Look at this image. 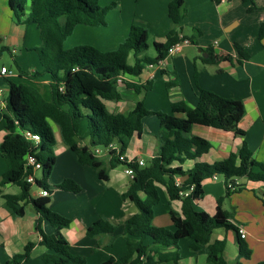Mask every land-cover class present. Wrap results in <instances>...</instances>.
I'll list each match as a JSON object with an SVG mask.
<instances>
[{
    "label": "trees",
    "instance_id": "1",
    "mask_svg": "<svg viewBox=\"0 0 264 264\" xmlns=\"http://www.w3.org/2000/svg\"><path fill=\"white\" fill-rule=\"evenodd\" d=\"M248 12L256 11L251 0ZM12 14L21 21L28 7L24 23H33L39 33L40 45L34 48L40 70L21 74L34 82L49 78L50 100L46 101L32 84H13L6 100L5 113H0L4 121L6 135L0 144V156L7 164V170L0 181L1 187L15 185L20 189L17 195H5L7 206L13 216L20 217L23 209L31 205L38 216L34 229L41 238V244L47 249L41 257L45 264H85L81 257L72 256L62 234L69 220L52 212L48 208L50 195L54 190L78 193L80 187L72 180L65 179L58 184H50V176L55 164V140L50 124L58 127L62 142L73 152L79 164L90 168L101 181H108V172L124 165L118 157L124 155L133 136L142 134V119L150 114L159 120L156 135L157 151L144 166L131 165L133 178L124 193L122 201L135 206L137 212L123 222V236L126 253L123 257L109 259L102 264H178V242L184 238H194L208 244L206 264H227L223 258L226 241L216 240L210 243L214 230L235 228L230 224V215L221 209L222 198L217 200L216 212L209 215L197 211L194 202L202 198V182L214 176L223 179L228 198L245 189L237 184V179L245 178L264 185V165L256 162L245 140L236 153L213 164L195 163L186 172L173 167L186 159H196L207 153L210 144L198 137L182 139L194 124L217 130L232 132L236 136L245 134L238 128V122L244 114V106L238 100L223 98L213 92L200 90L196 107L185 118L175 114L186 113L183 103H173L170 113H153L145 109L142 101H136L132 110L125 113H108L104 101H119L121 96L118 85L132 91L137 97L144 89L142 85L118 82L122 76L138 77L144 66L155 65L165 59L168 49L178 43L179 22L182 18L183 0H172L168 5V17L171 27L164 43H153L154 57L143 55L148 48L147 31L131 25L128 36L110 52H99L88 46H76L63 49L66 39L76 26L102 27L105 18L114 7H100L98 0H8ZM264 36V27L259 30V38ZM185 39V38H183ZM237 61L242 63L248 54L236 46ZM208 53V52H207ZM133 55V64L128 65L129 55ZM231 56H212L203 59L206 63L230 61ZM169 86V84H168ZM147 90V88H145ZM82 123L85 130L80 133ZM28 131L39 135V142L27 139L23 133ZM116 146L108 152L105 163L94 154L96 148L106 149ZM32 154L41 164L40 178L36 186L48 192L47 197H32L31 185L25 177L31 171L25 165V156ZM185 178L177 182V178ZM157 186L164 188L168 201H180V213L169 211L175 228L170 232L165 228L153 226L154 217L151 205L159 203ZM142 195V196H141ZM264 207V198L261 200ZM46 222L52 233L46 235L41 223ZM116 226L104 219L92 223L86 230L88 238H100L113 233ZM150 239V244L145 240ZM32 244H27L23 254L13 256L12 262L27 259ZM173 250V251H171ZM251 251L245 242L238 239V257L249 259ZM257 264H264L261 261Z\"/></svg>",
    "mask_w": 264,
    "mask_h": 264
},
{
    "label": "crops",
    "instance_id": "2",
    "mask_svg": "<svg viewBox=\"0 0 264 264\" xmlns=\"http://www.w3.org/2000/svg\"><path fill=\"white\" fill-rule=\"evenodd\" d=\"M134 1L135 5L141 2L142 10L139 14L143 16L140 20H144L139 22L151 29L159 27L158 36L163 38L161 43H164L166 32L170 29L168 5L172 0ZM109 2L114 4L111 12L112 18L118 16L115 14L117 2L120 12L122 9L129 12L131 6L133 7V0H109ZM251 2L257 8L256 11L248 12L247 9L251 3H242L241 0H183L178 34L190 43L182 46L170 56H166L163 67L157 64L151 67L146 65L138 77H121L122 81L142 85L144 88L137 97L130 91L133 96L129 94L128 98L134 103L132 107L124 102V92L120 89L121 98L117 102L114 101L117 104H113L111 109H106V106L113 101L103 102L108 113H116L117 110L118 113L128 112L139 100L152 112L170 113L171 105L181 102L185 106L186 113H178L174 116L185 118L186 114L196 107L200 90H207L223 98L240 101L244 106V114L238 122V128L244 132L245 136L242 138L232 132L199 124L192 125L188 133L182 134V139L201 138L210 144V149L199 158L186 159L182 164L173 165L183 172L191 169L195 163L213 164L226 159L231 153L238 151L243 140L246 141L253 159L264 165V36L259 38L260 27H264V0H251ZM28 10L26 7L25 14L20 21L12 14L8 0H0V68H6L8 72L0 76V113H5L10 83L32 84L46 101H49L51 97L49 78L44 77L30 82L20 76L19 70L21 74L40 70V63L34 51V48L40 45L38 30L35 24L23 22ZM148 11L153 15V20L145 19ZM102 27L108 28L106 25ZM130 27V20L120 18L117 21L119 31L108 34L106 30L102 38L86 42L93 44L100 51L109 52L128 36ZM75 28L80 29V33L85 36L93 33V29L100 27L83 29L82 25H78ZM119 34L122 39H119ZM236 46L248 54L246 61L242 63L237 61ZM207 52L212 56L228 55L232 59L206 63L203 59L208 57ZM204 54L206 57L203 56ZM8 63L11 66L7 65ZM119 85L126 93L129 92L123 87V82ZM156 92L157 99L163 101L162 106L148 103L152 98L151 95ZM151 119L144 120L141 136L135 135L129 141L124 153L126 158L142 159L148 162L157 151L156 135L159 120L157 117L156 120ZM52 125L54 124L50 125L51 128ZM4 126V121L0 118V144L6 135ZM84 130L85 123H82L80 133ZM54 140L55 164L50 176V184H58L69 179L80 187L78 193L54 190L48 204L52 212L69 220V225L62 230L69 253L72 256L83 258L85 264H102L109 259L117 260L123 257L126 253L123 222L136 212L130 208V202L122 201L121 194L126 191L131 181L119 185L120 189L116 193H112L113 190H106L104 183L107 185L110 183L109 176L108 181H101L90 168L79 164L75 154L62 142L57 126H55ZM102 153L105 157L101 159L107 163L108 154L104 150ZM6 170V161L0 156V181ZM36 177L40 178L37 173ZM219 178L215 176L202 182V198L194 202L197 211L211 216L215 214L217 200L222 198L225 192L224 182H219ZM184 179L182 177L176 180L179 182ZM255 184L259 186H253ZM159 187L161 192L158 190ZM244 187L242 191L232 194L233 196L242 193L249 194L245 198L242 206L243 214L239 216V219L229 218L235 230L224 228L227 230L224 235L218 232L222 228L214 230L210 243L227 239L236 247L235 256L232 259L233 264H257L264 261V207L262 199L260 200V194L264 196V185L260 182L246 180ZM32 188H35L32 194L38 191L36 186L31 187V190ZM1 191L3 195L0 196V264H14L13 256L23 254L27 244H32L29 256L27 259H20L17 264H45L41 261V257L47 253V249L41 244V238L34 229L38 216L32 206H25L22 216L15 217L7 206L4 196L17 195L20 189L10 184L1 187ZM157 191L160 200L158 204L151 205L154 214L152 224L157 228H165L174 232L175 228L169 211L174 210L180 213L181 202L168 201L164 188L161 186H157ZM112 195L119 197L121 203ZM258 202L261 204L263 216L259 214ZM100 219L115 225V231L100 238H88L87 228ZM40 227L44 234L52 233V228L46 222H42ZM239 228L245 233L244 239L239 237ZM229 232H233L234 236ZM238 239L245 242L250 249L249 259L238 257ZM150 242V239L145 240V244H150ZM207 248L208 244L200 243L194 238L181 239L178 242V253L180 254L178 264H206ZM223 258L229 264L227 253H223Z\"/></svg>",
    "mask_w": 264,
    "mask_h": 264
},
{
    "label": "rangeland",
    "instance_id": "3",
    "mask_svg": "<svg viewBox=\"0 0 264 264\" xmlns=\"http://www.w3.org/2000/svg\"><path fill=\"white\" fill-rule=\"evenodd\" d=\"M117 3L115 4L117 6L115 8L116 9V11H115L116 13L115 14H116V16L117 15L118 16L112 18V15H111L112 13L111 12L113 11L112 10L114 8L113 7L109 11L110 14L107 15L106 18H105L106 26L108 27L107 29H105V27H100L99 29H93L94 30L93 33H88L87 35L84 36V35H82L80 33V31H79L80 29H76L75 28V30H73L72 35L70 37H68L67 40L64 42L63 49L64 50L71 49V48L76 47V46H88V47H92V48L98 50L93 44H91L89 42H86V41H94L96 38H102L103 36H105L106 30H107V33L108 34H114V33H116L117 31H119L117 29V21L120 20V18H124V19L130 20L131 25L140 26V27L144 28L147 31V33H148V40H147V46H148V48H147V50L145 52H143V55L144 56H147V57H152L153 55H155V51H154V48H153V43H156V42L161 43L162 40H163V38H159L160 36H158L159 33H160L159 32V29H158L159 27H156L154 29H151L149 26H145V27H147V29H146L143 26V23L142 22H139L141 20H144V19H141L140 20V17H143V16H141L139 14L141 12V10H142L141 9V2H139V3H137L135 5V1L133 0V7L131 6V10L129 12L126 9H122L121 12H120ZM112 4H113V2H109V0H98V5L100 7H110ZM145 19L146 20H153V15H151L149 13V11H148L146 13ZM170 27H171V23H170ZM85 28H87V27H84L83 26V29H85ZM86 30H88V29H86ZM119 39H122V36L120 37V34H119ZM123 41L124 40H121L120 43H122ZM116 47L113 48V50H115ZM113 50H111V51H113ZM98 51L105 53V51H100V50H98ZM133 62H134L133 55L130 54L129 57H128L127 63H128V65H132ZM7 65H10L11 66L10 63H8ZM118 88L120 89V91H123L124 92L123 93L124 102L127 104V106L132 107L134 105V103L132 102L131 99L128 98V96H129V94L131 96H133V93H131L130 91L128 93H126V91L123 90L122 86H120V85H118ZM151 96H152V98L150 99V101H148V103H151V104H154V105H157V106H162L163 101L157 99L158 98L157 92L156 93H153V95H151ZM109 104H111V105H109ZM113 104H117V103H115L114 101L108 103L109 106L107 105L106 106V109H111ZM145 109L148 110L149 112H152L151 109H148L146 107H145ZM106 111H108V110H106ZM117 111H116V113H118ZM153 113H156V112H153ZM150 116L145 117V118L142 119V125L144 123V120H146V119L152 118L153 120H156L155 119L156 117H153L152 114H150ZM51 130H52V133H53V137L55 138V126L54 125H52ZM101 151H103V150L101 149ZM99 156H100V158H104L105 157V156L103 157V153L101 155H99ZM86 170H89V169H86ZM125 171H126V169H125V166L124 165H119L115 169H113L111 171L109 170L108 176L110 178V183L108 185L104 183V188L106 190H113L112 193H116L120 189L119 185H122V184H125V183H129L131 181V178L126 174ZM40 175H41L40 172H37V176L40 177ZM222 181H223V179L222 178H219V182H222ZM237 184L244 185V184H246V180L245 179H237ZM253 186H259V185H256L255 184ZM158 190H159V192H161V188L160 187L158 188ZM34 191H35V188H32L31 192H34ZM162 194L164 195L163 192H162ZM162 194H161V196H162ZM248 195L249 194H247V193H242V194H239V195H235V196L232 195L231 197L225 198L224 197V194H223L222 202H221V209L223 211H225L226 213H228L230 215V217L235 218V219H239V216L241 214H243L242 206H243V203L245 201L246 196H248ZM262 195L260 194V200L264 198V196H262ZM112 196H113V198L115 200H118V202L121 203V200H120L119 197L117 198L114 195H112ZM258 204L259 205H257V206H258L259 214H260V216H263V210L261 208V204L259 202H258ZM84 205H86L85 202H84ZM129 206H130V208L132 210H134L135 212H137V209L135 208V206L133 204H131V205L129 204ZM226 231L227 230H225L224 228H222L218 232L221 233L222 235H224ZM229 234L232 235V236H234V233L233 232H229ZM224 252L227 253L229 264H233V260L232 259L235 256V252H236L235 244H232L229 240L226 239V247H225V251Z\"/></svg>",
    "mask_w": 264,
    "mask_h": 264
},
{
    "label": "built area",
    "instance_id": "4",
    "mask_svg": "<svg viewBox=\"0 0 264 264\" xmlns=\"http://www.w3.org/2000/svg\"><path fill=\"white\" fill-rule=\"evenodd\" d=\"M222 1H229V0H222ZM181 38V37H180ZM190 42L187 40V39H183V38H181V40L178 42V43H176V44H174L173 46H171L169 49H168V51H167V55L166 56H170L171 54H173L174 52H176V51H178L182 46H184V45H187V44H189ZM157 65H160V66H164V59L163 60H161V61H159L158 63H157ZM149 66L151 67V66H153V65H151V64H149ZM8 72H7V70H6V68H0V76H4V75H6ZM117 81L118 82H121L122 81V78L121 77H119L118 79H117ZM23 135L27 138V139H29V140H31V141H33V142H35V143H38L39 142V140H40V138H39V135H37V134H32V133H30V132H28V131H25L24 133H23ZM101 149L102 148H96L95 150H94V154L95 155H97V156H99V155H101L102 154V152L103 151H101ZM113 149H115V147L114 146H112V145H110L108 148H106V149H102V150H104L105 152H106V154H108V152L110 151V150H113ZM104 154V153H103ZM100 157V156H99ZM118 159H119V161L120 162H122V163H124L125 164V169H126V174L132 179L133 178V170L131 169V165H133V164H137L138 166H144V161L142 160V159H137V160H133V159H128V158H126L124 155H121V156H119L118 157ZM25 165H26V167L31 171V173H29L26 177H25V181H26V183H28L29 185H31V187H35L36 186V173L37 172H40L41 171V164L36 160V158H35V156L34 155H32V154H27L26 156H25ZM215 177V176H214ZM213 177V178H214ZM37 187V186H36ZM38 188V187H37ZM30 193H31V191H30ZM31 196L32 197H35V198H37V197H42V198H44V197H47L48 196V192L46 191V190H43V189H40V188H38V191L37 192H35V193H31ZM238 234H239V237L241 238V239H244L245 238V233H244V231L242 230V229H238Z\"/></svg>",
    "mask_w": 264,
    "mask_h": 264
},
{
    "label": "water",
    "instance_id": "5",
    "mask_svg": "<svg viewBox=\"0 0 264 264\" xmlns=\"http://www.w3.org/2000/svg\"><path fill=\"white\" fill-rule=\"evenodd\" d=\"M203 56H204V57H206V55H205V54H204Z\"/></svg>",
    "mask_w": 264,
    "mask_h": 264
}]
</instances>
